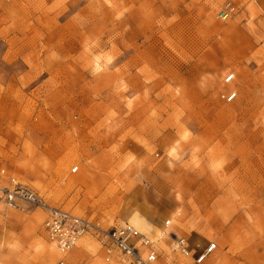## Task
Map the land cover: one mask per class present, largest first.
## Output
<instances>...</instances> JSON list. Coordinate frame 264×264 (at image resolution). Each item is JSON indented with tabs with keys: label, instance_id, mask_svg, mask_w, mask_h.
Returning <instances> with one entry per match:
<instances>
[{
	"label": "rangeland",
	"instance_id": "obj_1",
	"mask_svg": "<svg viewBox=\"0 0 264 264\" xmlns=\"http://www.w3.org/2000/svg\"><path fill=\"white\" fill-rule=\"evenodd\" d=\"M0 167L46 205L0 208V264H116L59 253L49 207L131 223L153 264H198L169 233L264 264V0H0Z\"/></svg>",
	"mask_w": 264,
	"mask_h": 264
},
{
	"label": "built area",
	"instance_id": "obj_2",
	"mask_svg": "<svg viewBox=\"0 0 264 264\" xmlns=\"http://www.w3.org/2000/svg\"><path fill=\"white\" fill-rule=\"evenodd\" d=\"M238 12V7L231 1L225 2L217 12L222 20L232 18ZM234 74L225 77L224 82L230 83ZM237 97L235 90H225L220 98L225 103H231ZM78 166L71 167L72 173L77 172ZM46 207L42 197L31 187L22 183L7 170L0 167V208L21 209L23 206ZM47 217L43 222L49 239L61 251H70L84 236H90L103 251L105 262L114 261L116 264H153L159 259L155 242L147 235L139 232L131 223L103 227L87 216L70 213L61 208H48ZM169 219L165 220L168 225ZM172 239V249L183 256H190L195 263L201 264L216 249L215 242H209L198 251L191 247L187 237L169 233ZM55 264H69L63 259Z\"/></svg>",
	"mask_w": 264,
	"mask_h": 264
},
{
	"label": "bare ground",
	"instance_id": "obj_3",
	"mask_svg": "<svg viewBox=\"0 0 264 264\" xmlns=\"http://www.w3.org/2000/svg\"><path fill=\"white\" fill-rule=\"evenodd\" d=\"M144 234V233H143ZM85 237V236H84ZM83 238V237H82ZM151 239V238H150ZM152 240V239H151ZM52 243V242H51ZM54 246H55V244H54ZM55 248L59 251V253H61V254H65V252H61L56 246H55ZM45 253V252H44ZM46 255L48 256V257H51V256H54V254H53V251H48V253H46ZM60 255V254H59Z\"/></svg>",
	"mask_w": 264,
	"mask_h": 264
},
{
	"label": "crops",
	"instance_id": "obj_4",
	"mask_svg": "<svg viewBox=\"0 0 264 264\" xmlns=\"http://www.w3.org/2000/svg\"><path fill=\"white\" fill-rule=\"evenodd\" d=\"M68 89H69V85H68ZM63 101H64L63 104L65 105L66 104V99L64 98ZM66 105L69 107L68 103Z\"/></svg>",
	"mask_w": 264,
	"mask_h": 264
}]
</instances>
